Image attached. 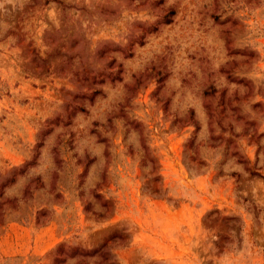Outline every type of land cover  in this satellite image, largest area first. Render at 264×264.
<instances>
[{
    "label": "rangeland",
    "instance_id": "rangeland-1",
    "mask_svg": "<svg viewBox=\"0 0 264 264\" xmlns=\"http://www.w3.org/2000/svg\"><path fill=\"white\" fill-rule=\"evenodd\" d=\"M58 248L264 264V0H0V264Z\"/></svg>",
    "mask_w": 264,
    "mask_h": 264
},
{
    "label": "trees",
    "instance_id": "trees-1",
    "mask_svg": "<svg viewBox=\"0 0 264 264\" xmlns=\"http://www.w3.org/2000/svg\"><path fill=\"white\" fill-rule=\"evenodd\" d=\"M255 173V172H253ZM64 255H69V257H72V255H81V256H89V257H94V256H99L98 252L97 251H93L91 253H77L74 249H70V248H66V249H62V248H58L56 250V253H55V258H54V264H60L62 262V256ZM99 257H102V256H99Z\"/></svg>",
    "mask_w": 264,
    "mask_h": 264
}]
</instances>
